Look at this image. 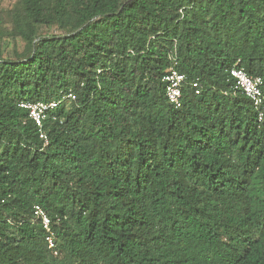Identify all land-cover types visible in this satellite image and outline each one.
Returning <instances> with one entry per match:
<instances>
[{
	"label": "trees",
	"instance_id": "obj_1",
	"mask_svg": "<svg viewBox=\"0 0 264 264\" xmlns=\"http://www.w3.org/2000/svg\"><path fill=\"white\" fill-rule=\"evenodd\" d=\"M234 67L264 81V0L0 9V264H264V119ZM24 101L60 102L48 143Z\"/></svg>",
	"mask_w": 264,
	"mask_h": 264
},
{
	"label": "built area",
	"instance_id": "obj_2",
	"mask_svg": "<svg viewBox=\"0 0 264 264\" xmlns=\"http://www.w3.org/2000/svg\"><path fill=\"white\" fill-rule=\"evenodd\" d=\"M171 64L166 70L163 77L165 86V95L169 103L176 109L182 107L183 104V87L186 83V76L178 70V61L176 57H171ZM231 77L235 80L234 90L241 92L252 103L259 122L264 119V81L260 77H252L248 75L244 68L234 67L230 71ZM192 88L196 95H200L201 89L198 81L192 83ZM75 99V96L70 93L68 97ZM60 105V102H21L19 107L28 111L29 118L35 123L38 128L39 138L45 143H48L47 134L45 132V123L49 119L53 111ZM32 223H39L46 232V242L58 254L57 242L55 234L52 230V221L46 211L40 206L35 205L33 209Z\"/></svg>",
	"mask_w": 264,
	"mask_h": 264
},
{
	"label": "rangeland",
	"instance_id": "obj_3",
	"mask_svg": "<svg viewBox=\"0 0 264 264\" xmlns=\"http://www.w3.org/2000/svg\"><path fill=\"white\" fill-rule=\"evenodd\" d=\"M16 2L17 0H0V9L12 8ZM19 45V47L22 48V44L19 43Z\"/></svg>",
	"mask_w": 264,
	"mask_h": 264
}]
</instances>
